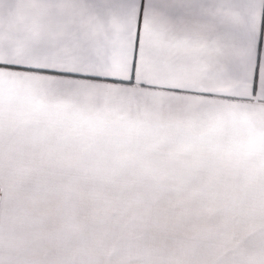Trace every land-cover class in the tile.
Returning <instances> with one entry per match:
<instances>
[{
    "label": "snow or ice",
    "instance_id": "1",
    "mask_svg": "<svg viewBox=\"0 0 264 264\" xmlns=\"http://www.w3.org/2000/svg\"><path fill=\"white\" fill-rule=\"evenodd\" d=\"M0 264H264V0H0Z\"/></svg>",
    "mask_w": 264,
    "mask_h": 264
}]
</instances>
